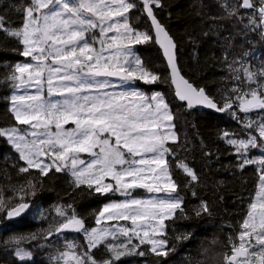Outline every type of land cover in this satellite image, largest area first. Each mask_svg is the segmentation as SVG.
Masks as SVG:
<instances>
[{
    "label": "snow or ice",
    "instance_id": "snow-or-ice-1",
    "mask_svg": "<svg viewBox=\"0 0 264 264\" xmlns=\"http://www.w3.org/2000/svg\"><path fill=\"white\" fill-rule=\"evenodd\" d=\"M142 4L152 20L155 42L167 57L178 99L189 109L203 105L219 112L229 111L241 124L246 138H236L237 134L227 131L221 138L234 148L240 169L258 165V190L240 225L236 237L239 243L228 238L230 252L224 253L223 261L264 264V118H248L250 112H264V66L253 70L239 60L228 63L225 57L229 78L235 83L221 106L205 88L180 75L176 44L154 12L153 6L163 8L162 0H142ZM221 6L228 17L241 19L242 10H253L246 27L259 30L264 37V0H236L233 4L224 0ZM134 7L131 0H30L17 8L23 13L21 27H5L4 17L0 16V31L16 38L23 46L19 54L30 58L17 63L5 79L16 89L34 88L33 94L13 95L10 108L17 124L28 127L0 128V137L7 138L24 162L18 166L19 173L36 169L47 176L55 168L56 172H70L76 188L87 185L100 194L118 192L125 197L105 204L96 213V224L101 225L102 220L113 222L108 226L89 228L71 204L54 206L60 221L50 226L46 235L13 236L5 241L15 246L21 262L32 255L21 247L26 240H47L67 231L83 232L87 247L66 241L64 250L52 258L54 264H116L121 256L132 252L146 255L139 251L144 244L150 245L149 251L158 257H166L173 250L163 238L167 233L165 222L178 211L187 215L168 159L175 156L169 141L178 142L175 117L161 93L148 96L135 86V81L154 84L161 77L144 66L132 47L153 39L149 33L132 27L127 14ZM69 124L74 127H67ZM253 148L261 149L260 158L249 157ZM81 154H89L91 159L85 161ZM177 167L190 178L189 187L199 183V176L183 160L177 162ZM106 178L114 183H105ZM136 189L146 190L149 198H136ZM29 190L35 195L32 180H28L27 187L22 184L13 189L20 202L11 208L8 204L14 197L6 202L0 190V213L6 212L9 219L24 213L30 207L25 202ZM192 194L196 195L195 191ZM194 214H211L207 202L201 201ZM120 221H130L131 227ZM133 237L138 244H133ZM190 238V234L177 237ZM100 247L106 248L108 258L95 257L93 250Z\"/></svg>",
    "mask_w": 264,
    "mask_h": 264
},
{
    "label": "trees",
    "instance_id": "trees-1",
    "mask_svg": "<svg viewBox=\"0 0 264 264\" xmlns=\"http://www.w3.org/2000/svg\"><path fill=\"white\" fill-rule=\"evenodd\" d=\"M131 2L139 9L136 14L139 16V26L136 28L141 31L146 29L153 37L142 4L139 1V6L138 0ZM223 2L162 0L163 8L153 6L157 19L176 44V60L181 75L195 86L205 88L207 94L221 106L223 97L235 83L229 78L225 57L228 63L239 60L253 70L264 66V39L255 31L254 38L252 28L246 27L248 21L245 18L228 17L221 6ZM29 3L30 0H0V16L4 17L5 27H21L23 13L18 12L17 8ZM137 49L144 66L161 79L154 84L135 81V86L146 93L161 92L175 113L178 142L169 143L175 149V156L168 159L172 178L178 186L177 194L183 198V208L187 215H181L178 211L173 219L165 222L167 233L163 238L167 239L168 248L173 249L168 256L158 257L149 251L150 245L144 244L140 245L139 251L146 252V255L132 252L121 256L116 264H197V261L204 264L202 253L213 241L224 253L230 252L228 238L236 240L257 191L258 165H247L240 169L234 148L221 138L225 131L237 134L236 138H246L241 124L229 111L217 114L204 108L189 109L175 100L168 68L154 38ZM20 51H23V46L18 40L0 31V128L16 126L10 111L13 86L5 77L17 63H22L24 58L19 54ZM238 114L244 118V114ZM248 118L260 120L264 118V112L258 110L249 113ZM260 150L251 149L249 157L260 158ZM180 160L199 176V183L188 186L190 178L177 167ZM23 164L6 138L0 137V190L6 202L8 197H14L8 207H14L20 202L13 189H18L22 184L27 187L28 180H32L36 186L35 195L29 190L26 196L25 202L30 207L20 219L7 222V213H0V222L3 223L0 229V264H54L52 258L57 256L58 251L64 250L66 241H75L86 248L83 232H61L47 240H26L21 247L32 255L31 259L21 262L15 255V246L5 241L13 236L29 237L34 233L46 235L49 227L60 221L54 210L56 205L71 204L78 215L86 220L89 228L96 227V213L105 204L122 199L118 192L100 194L87 185L76 188L71 174L56 172L55 169L47 176H41L38 170L21 174L18 166ZM193 191L196 195L192 194ZM201 201L207 202L211 214L197 217L194 209L199 208ZM184 234H190L191 238L177 239ZM120 240L125 238L120 237ZM132 242L139 243L134 237ZM236 242L239 243L238 240ZM93 253L98 260L109 256L104 247L94 249Z\"/></svg>",
    "mask_w": 264,
    "mask_h": 264
},
{
    "label": "rangeland",
    "instance_id": "rangeland-1",
    "mask_svg": "<svg viewBox=\"0 0 264 264\" xmlns=\"http://www.w3.org/2000/svg\"><path fill=\"white\" fill-rule=\"evenodd\" d=\"M139 1H140V3L142 4V0H138V5H139ZM236 2V0H228V3L229 4H233V3H235ZM140 6V5H139ZM142 9H143V4H142ZM138 11H139V9L137 8V6L136 7H134L133 9H131L130 10V12L127 14L128 15V17H129V20H130V23H131V25H132V27H134L136 30H138V31H140V32H147L148 33V31H145V30H143V31H141L140 29H138V28H136L137 26H139L138 25V20H139V16H137L136 14L138 13ZM132 14V15H131ZM254 14V12H251V13H245V12H243L242 11V16L245 18V19H247V17H250V16H252ZM131 15V16H130ZM240 17V16H239ZM132 18H134V19H136V21H133V19ZM241 18V17H240ZM247 21H248V19H247ZM254 31L255 32H257L259 35H260V33H259V30H253L252 29V34H253V36H254V38L256 39V37H255V35H254ZM97 35H99V33H98V31H97V33H96ZM91 35H89V37H88V39H89V41H91ZM258 40V39H257ZM260 40V39H259ZM145 45H147V42H145V43H141V44H133L132 45V47H133V49H134V51H135V54L137 55V56H139L140 57V53L138 52V49L137 48H141V47H143V46H145ZM95 47L96 48H99V44H96L95 45ZM23 61H22V63H24V62H26V61H30V58L29 57H24L23 56ZM114 79V81H115V78H113ZM136 83V82H135ZM144 82L143 81H141V84H143ZM115 90H120V89H115ZM146 95H148V96H151L153 93H155V92H153V93H146V91H143ZM34 93V88H26V89H16V88H14L13 87V93H12V96L13 95H26V94H33ZM45 93H46V88H45ZM159 93H161V92H159ZM162 94V93H161ZM163 95V94H162ZM164 96V95H163ZM165 97V96H164ZM166 99V98H165ZM167 101V100H166ZM13 106V103H12V97H11V107ZM169 107H170V110H171V112H172V114L175 116V113H173L174 112V110L173 109H171V106L169 105ZM256 111H258V110H256ZM256 111H253V112H256ZM250 113H252V112H250ZM243 114V113H242ZM174 123H175V127H176V124H177V121H175L174 120ZM15 127H18V128H27L28 126H26V125H19V124H17V121H16V126ZM67 127H74V125H71V124H69V125H67ZM6 138V137H5ZM6 140H7V138H6ZM9 143V142H8ZM169 143H171V141H169ZM10 144V143H9ZM11 145V144H10ZM11 147H13L12 145H11ZM14 148V147H13ZM14 150H15V148H14ZM16 151V150H15ZM260 153H262L261 152V150H260ZM82 155V158L85 160V161H88V160H90L91 159V156L89 155V154H81ZM23 162V161H22ZM50 162V161H49ZM24 163V162H23ZM59 163V162H58ZM53 169H55V168H53ZM31 170H33V171H36V169H31ZM61 172H66V173H68V174H70V172H68V171H61ZM105 183H114V181H112L111 180V178H106L105 179ZM94 188V187H93ZM258 190V189H257ZM142 193H144V195L143 196H140V194H142ZM256 194H257V191H256ZM256 194H255V196H254V198L256 197ZM133 195L136 197V198H141V199H146V198H149V196H150V194L149 193H147L146 192V190H144V189H136L134 192H133ZM119 196L122 198L121 200H118V201H114V202H119V201H122V200H124L125 199V197L124 196H122L120 193H119ZM253 198V199H254ZM111 223H113V222H106V221H103L102 220V222H101V225H103V226H108V225H110ZM120 224H124V225H126V226H129V227H131V222L130 221H120L119 222ZM101 225H96V227H100ZM84 235V234H83ZM135 238V237H134ZM202 255H203V258H204V264H224V261H223V255H224V252H223V250H222V248L221 247H219V245L218 244H216L215 242L214 243H212L210 246H208V248L207 249H205L204 251H203V253H202Z\"/></svg>",
    "mask_w": 264,
    "mask_h": 264
},
{
    "label": "water",
    "instance_id": "water-1",
    "mask_svg": "<svg viewBox=\"0 0 264 264\" xmlns=\"http://www.w3.org/2000/svg\"><path fill=\"white\" fill-rule=\"evenodd\" d=\"M243 11H244V12H251L252 10H243ZM145 15H146V17L148 18V20H149V22H150V24H151L152 33H153V38H154V43H155L156 47L159 49V51H160V53H161V56H162L163 60L165 61V64H166V66H167V68H168V71H169V77H170V82H171V86H172V89H173V92H174L175 100H176L179 104H185V105H186V102L180 101V100L178 99V97L176 96V86L172 83V79H171V70H170V67H169V64H168L167 57L165 56V54H164V50H163V48L160 46V44H158V43L155 42V29H154V26H153V24H152V20H151V18L148 17V15H147L146 12H145ZM176 50H177V49H175V56H176ZM176 63H177V60H176ZM177 67H178V66H177ZM179 73H180V71H179ZM180 75H181V73H180ZM181 76H182V75H181ZM186 106H187V105H186ZM193 108H204V109H206V110H210V111L215 112V113H217V114L221 113V112H219V111H216L215 109H211V108H208V107L203 106V105H196V106H194ZM25 211H26V210H25ZM24 213H25V212H24ZM24 213H22L20 216L13 217V218H11V219H9V218L6 216V221H7V222H12V221L18 220V219H20V218L23 216ZM2 226H3V223L0 222V229L2 228Z\"/></svg>",
    "mask_w": 264,
    "mask_h": 264
},
{
    "label": "flooded vegetation",
    "instance_id": "flooded-vegetation-1",
    "mask_svg": "<svg viewBox=\"0 0 264 264\" xmlns=\"http://www.w3.org/2000/svg\"><path fill=\"white\" fill-rule=\"evenodd\" d=\"M243 11V10H242ZM251 12H253V10L251 11ZM251 12H247V13H251ZM247 20V19H246ZM259 33H260V31H259ZM260 37H261V39H264V37H262L261 35H260Z\"/></svg>",
    "mask_w": 264,
    "mask_h": 264
}]
</instances>
